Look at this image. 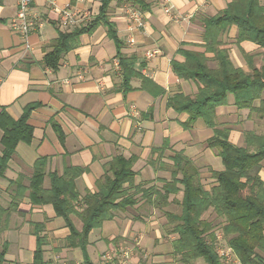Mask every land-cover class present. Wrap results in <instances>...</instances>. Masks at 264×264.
I'll return each instance as SVG.
<instances>
[{
  "label": "crops",
  "instance_id": "1",
  "mask_svg": "<svg viewBox=\"0 0 264 264\" xmlns=\"http://www.w3.org/2000/svg\"><path fill=\"white\" fill-rule=\"evenodd\" d=\"M55 1L56 6L47 0L34 1L43 24L28 36V48L26 40L9 25L18 12L19 0H0V112L6 108L17 119L27 105L39 104L29 118L34 129L31 143H18L5 174L0 176V250L7 245L3 264H36L38 231L46 242L45 261L83 263V250L67 246L70 228L54 206L32 203L29 190L20 197L23 190L12 183L21 177L22 185L28 187L37 160L45 157L44 187H50L52 174L82 168L75 182L83 198L99 190L106 164L121 155L136 158L134 185L125 187L136 194L137 203L116 210L111 219L90 233L86 251L91 260L98 264L105 251L116 250L120 257L123 248H130L128 264H206L203 259L182 262L174 252L177 236L166 228L165 210H181L177 200L182 198V191L171 194L168 203L158 205L138 187L162 189L165 180L172 179L177 153L199 170L206 189L215 184L213 172L224 169L216 149L208 146L214 128L201 118L193 127L185 128L189 114L176 112L168 102L173 95L198 91L194 81L180 79L174 73L172 62L184 61L181 48L204 51L201 20L216 15L231 0H143L142 8L112 2L110 21L124 43L120 52L133 61L127 70L134 75L127 83L117 45L104 24L82 34L79 45L62 57L57 70L45 64L53 41L61 32L75 27L60 22V9L71 7L82 16L88 14L83 24L97 15L101 4V0ZM129 8L142 11L143 26L133 24ZM238 33L232 26L222 37L234 65L246 71L253 65H263L262 48L252 41L238 43ZM131 36L134 42L129 41ZM154 50L155 55L147 57L146 53ZM206 55L212 57L214 53ZM255 115L248 108L239 109L230 94L228 103L218 108L217 120L219 125L231 128L229 139L233 144L244 146L245 131L257 127ZM2 135L0 130V140ZM260 175L264 179V160ZM78 204L82 207V202ZM73 220L81 227L77 217Z\"/></svg>",
  "mask_w": 264,
  "mask_h": 264
},
{
  "label": "trees",
  "instance_id": "2",
  "mask_svg": "<svg viewBox=\"0 0 264 264\" xmlns=\"http://www.w3.org/2000/svg\"><path fill=\"white\" fill-rule=\"evenodd\" d=\"M112 2L132 3L139 8L144 6L143 0H101L96 16L71 31L60 33L45 55V64L57 70L62 57L79 45L82 34L104 24L117 45L127 83L134 75L127 70L133 61L120 52L124 43L110 21ZM201 23L204 29L201 46L204 51L181 48L184 61L172 62L174 73L180 79L194 81L198 91L193 95H173L168 105L176 112L189 114L185 128L193 127L200 118L214 128L215 134L208 141V146L216 149L224 169L213 172L215 184L206 189L200 181L199 170L189 159L177 153L173 157L172 179L165 180L162 189L150 186L138 187V191H143L158 205L168 203L171 194L182 191V198L177 200L180 213L165 210L168 219L166 228L169 234L177 236L173 240L174 252L182 262L203 259L206 264H224L218 252L217 239V232H222L223 241L236 253L241 264H264V179L260 175L264 160V134L247 130L244 133L246 144L238 146L229 139L231 128L219 125L217 120L218 108L228 103L230 94L234 95L239 109L248 108L252 114L264 119V64L260 67L253 65L250 71L235 66L222 39L229 28L236 26L238 43L252 41L264 49V0H231L226 8L216 15L204 17ZM207 52L214 53V56H207ZM212 62L215 64L212 65ZM256 101H259L257 106ZM38 106V103L27 105L17 119L6 108L0 112V130L3 131L0 176L5 174L18 143H31L34 129L29 118ZM55 128L63 139L61 129L57 125ZM46 160L45 157L37 160L28 187L22 185L21 177L12 184L23 190L20 197L29 190L32 203H51L56 214L62 216L70 228L67 246L83 250V264H95L86 251L90 233L111 219L116 210L137 203L136 194L125 187V184L134 185L137 172L133 165L136 158L121 155L111 160L105 166L99 190L88 192L83 198L75 182L82 168H68L63 175L54 173L50 187H44ZM79 201L82 207H79ZM210 210L222 219L220 227H214L213 221L204 216ZM74 216L80 220L81 227L74 223ZM36 233L35 263L53 264L44 260L43 245L46 242L39 231ZM6 252L7 245L4 244L0 250V264L5 261Z\"/></svg>",
  "mask_w": 264,
  "mask_h": 264
},
{
  "label": "built area",
  "instance_id": "3",
  "mask_svg": "<svg viewBox=\"0 0 264 264\" xmlns=\"http://www.w3.org/2000/svg\"><path fill=\"white\" fill-rule=\"evenodd\" d=\"M35 0H19L18 12L16 16L10 19L9 25L12 30L18 34H20L26 41V47H30L27 38L35 29L36 26H41L43 24V20L40 19V14L33 7V3ZM50 5L56 6L55 0H47ZM167 12L170 11V8L166 9ZM128 16L133 22V24L137 27L143 26L144 20L142 11L137 8H129ZM88 19V14L86 16H82V14L76 8L71 7H63L60 9V22L66 26H77L84 22V20ZM130 42H134V38L131 36L129 38ZM156 50L147 52V57H152L155 55ZM218 239V252L219 255L225 260V264H241L240 259L236 255V253L228 247L227 249L222 250L223 246V234L222 232H217ZM131 249H124L123 252L118 256L116 250L110 249L103 253L98 264H128V259L131 256ZM74 264H83L78 261Z\"/></svg>",
  "mask_w": 264,
  "mask_h": 264
},
{
  "label": "rangeland",
  "instance_id": "4",
  "mask_svg": "<svg viewBox=\"0 0 264 264\" xmlns=\"http://www.w3.org/2000/svg\"><path fill=\"white\" fill-rule=\"evenodd\" d=\"M262 51H263V55H264V49H262ZM255 120H256V124H257V127H256V129H255V131H257L258 133H260V134H264V126H263V124H264V122H263V120L264 119H260L257 115H255ZM178 207V206H177ZM175 212H177V213H180V209H178V208H172ZM207 219H209V220H212L213 221V223H214V227H216V228H218V227H220L221 226V224H222V219L221 218H218L217 216H216V214L213 212V211H208L205 215H204ZM222 243L224 244L223 246H222V250H224L225 251V249H227L228 248V246H227V243H225V241H222ZM222 258V257H221ZM222 260H223V262L225 261L223 258H222ZM78 262V261H77ZM224 264H225V262H224Z\"/></svg>",
  "mask_w": 264,
  "mask_h": 264
}]
</instances>
